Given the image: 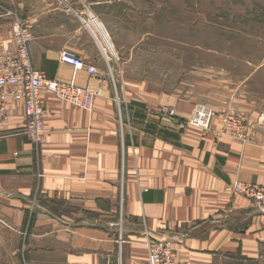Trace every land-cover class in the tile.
Wrapping results in <instances>:
<instances>
[{
  "label": "crops",
  "instance_id": "0c3cea01",
  "mask_svg": "<svg viewBox=\"0 0 264 264\" xmlns=\"http://www.w3.org/2000/svg\"><path fill=\"white\" fill-rule=\"evenodd\" d=\"M17 3L33 39V68L59 83L73 78L94 95L83 109L42 90L38 145L19 133L22 105L4 108L0 264H149V245L157 242L176 264H264V201L236 190L264 188V101L223 69L174 90L123 72L114 93L103 67H111L108 54L123 49L118 31L133 40L130 21L122 24L126 12L133 14L131 3L124 11L116 10L120 0ZM11 41L10 23L0 24V43ZM64 51L96 75L61 64ZM196 104L215 114L208 131L185 123ZM163 108L176 117L162 116ZM234 114L245 141L221 134L222 119Z\"/></svg>",
  "mask_w": 264,
  "mask_h": 264
},
{
  "label": "rangeland",
  "instance_id": "374dc122",
  "mask_svg": "<svg viewBox=\"0 0 264 264\" xmlns=\"http://www.w3.org/2000/svg\"><path fill=\"white\" fill-rule=\"evenodd\" d=\"M120 1L125 4L116 10L133 5V14L126 12L122 19L123 26L130 21L133 40H126L125 33L118 31L116 43L123 49L115 58L108 54L111 67H103L114 93L123 72L142 81L148 77L156 86L174 90L190 87L206 71L223 69L236 85L245 81L250 97L264 101V0ZM17 2L0 0V24L10 23L11 37L13 26L20 23ZM233 117L245 133L241 117ZM250 189L264 191L263 187ZM250 199L260 203L253 196Z\"/></svg>",
  "mask_w": 264,
  "mask_h": 264
},
{
  "label": "built area",
  "instance_id": "2783aa9c",
  "mask_svg": "<svg viewBox=\"0 0 264 264\" xmlns=\"http://www.w3.org/2000/svg\"><path fill=\"white\" fill-rule=\"evenodd\" d=\"M32 35L20 23L12 28L11 46L0 43V121L5 119L4 108L8 102L20 103L24 112V124L20 132L32 145H38L44 134V104L40 93L47 91L53 96L76 107L86 109L90 106L94 92L90 89H82L75 85L74 80L69 83H59L50 80L45 75L33 68L28 45L32 41ZM61 64L72 67L74 72L85 69L88 74L95 76L93 67L87 66L81 59L69 51L59 55ZM160 114L174 118V109L163 108ZM214 112L206 106H195L191 114L185 120L187 126L210 130ZM222 136H228L238 141H245L246 135L240 128V123L233 116L222 119ZM238 193L247 197L253 196L257 201H264V191H252L250 186L237 185ZM149 264H176L172 252L162 242L149 245Z\"/></svg>",
  "mask_w": 264,
  "mask_h": 264
},
{
  "label": "trees",
  "instance_id": "16d2710c",
  "mask_svg": "<svg viewBox=\"0 0 264 264\" xmlns=\"http://www.w3.org/2000/svg\"><path fill=\"white\" fill-rule=\"evenodd\" d=\"M155 132H156V129L154 130ZM166 136H168L169 138H171L172 140H174V139H176V135H173V134H170V135H166ZM26 220L28 221V225H29V227H31V225H32V223H33V220H34V217H33V215H28L27 217H26ZM26 221V222H27Z\"/></svg>",
  "mask_w": 264,
  "mask_h": 264
}]
</instances>
